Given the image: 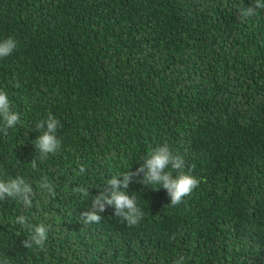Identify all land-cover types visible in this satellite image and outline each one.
<instances>
[{
	"label": "trees",
	"instance_id": "obj_1",
	"mask_svg": "<svg viewBox=\"0 0 264 264\" xmlns=\"http://www.w3.org/2000/svg\"><path fill=\"white\" fill-rule=\"evenodd\" d=\"M253 2L0 0V41L17 42L0 90L21 119L0 118V180L33 188L30 208L0 201V264H264V9L239 19ZM49 113L60 146L42 157ZM165 142L199 186L172 206L140 174L138 225L111 206L85 223L108 180Z\"/></svg>",
	"mask_w": 264,
	"mask_h": 264
},
{
	"label": "clouds",
	"instance_id": "obj_2",
	"mask_svg": "<svg viewBox=\"0 0 264 264\" xmlns=\"http://www.w3.org/2000/svg\"><path fill=\"white\" fill-rule=\"evenodd\" d=\"M254 6L242 8L240 11L239 19L245 20L256 14L258 9H264V0H254ZM17 47V42L13 38L9 37L0 41V59L6 58L13 53ZM18 86V85H17ZM11 101L8 98V93L4 90H0V118L4 122V131L10 128L16 127L20 122V114L10 109ZM47 125L46 130L44 125ZM59 124V120L51 113L48 114L46 120H41L35 127L36 129L43 130V134L35 141V147L40 151L41 156H47L49 153L54 154L60 146V141L56 137V130ZM35 161L32 162V167L35 168ZM185 169V160L182 156L174 154L170 149L168 143L159 144L148 152L145 162L135 172H124L120 175L121 179H117L115 176L108 180L111 191L105 190L100 195L96 196L92 203L91 210L82 213L86 217L85 223L101 221V216L98 213L104 212L106 206H111L115 209L114 214L118 217H122L129 227H135L138 225L145 213L139 207L137 197L135 195H129L127 189L133 178L143 174V179L138 181L145 186H151L153 190H159L161 187L167 191L170 197V204L172 206L180 205L183 199L189 196L194 189L199 186V179L191 175L192 169L189 168L187 172ZM85 168H80V173H83ZM41 188L52 191L51 186L44 182L39 185ZM158 186V187H153ZM76 191L82 192L87 195V189L81 188ZM33 192L32 186L26 182L21 176H17L15 179H9L7 182L0 180V201L5 197L19 198L25 207L30 208L32 202L30 194ZM26 217L20 216L15 219V223L24 225ZM48 228L44 224H40L34 227V234L31 235V240L36 245H42L47 240ZM25 247H31L32 245L25 241ZM182 260L183 257L181 256ZM2 264H9L7 260ZM173 264H179L178 261H173Z\"/></svg>",
	"mask_w": 264,
	"mask_h": 264
}]
</instances>
